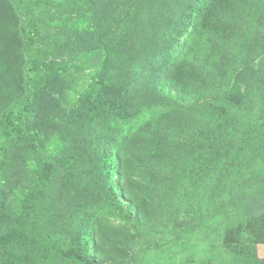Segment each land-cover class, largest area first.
I'll return each mask as SVG.
<instances>
[{
	"label": "trees",
	"instance_id": "16d2710c",
	"mask_svg": "<svg viewBox=\"0 0 264 264\" xmlns=\"http://www.w3.org/2000/svg\"><path fill=\"white\" fill-rule=\"evenodd\" d=\"M185 1L187 10H190L183 24L187 28L193 26L195 29L201 22L204 31L209 30L211 34L212 29L222 26L221 20L231 15L247 22L235 40L233 61L227 64L228 75H231L236 66L249 59L247 38L261 40L260 35L264 37V30H259L264 23V0ZM219 4L218 15L224 12L220 19L213 20L208 13ZM29 7L25 0H0L1 88L6 61L19 64V56L32 58L41 50L36 46V27ZM132 18L133 15L128 19L129 24L124 21L117 34L104 44H100L98 37L88 36L83 42H78L86 53L101 47L107 59L104 66L90 73L89 90L80 93L71 103V113L76 118L71 141L77 148L90 152L88 159H83L72 147L65 150L64 145L68 141L65 135L56 134L51 138L47 134V118L54 115L52 100L59 103L64 99H56L55 95L60 93L43 84L35 67L25 71V89L21 95L15 89L14 94L0 98V188L6 181L3 175L6 165L14 167L20 160L11 155L13 142L25 140L41 152L40 157L30 164L36 170L35 187L24 194L23 200L27 207L32 201H41L52 210L46 219L51 233L55 230L59 233L70 231L58 247L68 264H109L95 258L91 252L96 250L100 254L99 249H95V227L102 211L137 227L142 222L137 213L140 201L153 195L155 186L165 190L170 185L167 192L160 191L155 197L159 202L160 215L166 218L165 228L175 230L180 216L202 213L209 207L208 186L221 167L225 172L233 167L244 173L253 168L244 170L251 161L264 158V109L261 106L250 108L252 116L245 120L241 133L236 131L239 125L236 124L237 116L233 115L236 107L250 99V81L246 89L231 91L227 89L230 78L221 73L210 92L207 90L206 99L193 93V101L186 103L183 89L189 88L197 79L183 76L180 79L190 81L182 83L177 77L186 73L182 67L184 64L185 69L192 68L198 75L202 59H191L183 51L175 52L177 47L166 46V42H158L145 62L139 59L145 71L153 76L151 87L156 98L149 103L136 100L132 91L141 82L140 71L128 69L126 75L118 77L122 59L127 64L134 63L126 55L133 54L136 47H115L116 41L119 45L126 44L127 33L135 32ZM107 22L110 33L111 19ZM11 41H18L20 50L8 44ZM178 48L182 46L178 45ZM11 74L8 75L15 82L22 75ZM167 83L176 84L177 91H167ZM163 111L172 114L163 118ZM196 112L202 116H195ZM69 125L65 119L61 121L63 129ZM248 153L251 156L243 159ZM133 170L134 173L131 172ZM128 174L140 175V178ZM159 180L165 183L155 185ZM56 181L60 184L57 191L54 189ZM55 195L57 201L53 202ZM167 199L172 201L170 208L165 204ZM88 204L90 208H86ZM92 207H98L94 213L89 210ZM30 215L29 209L23 207L15 225L0 236L2 258L10 255L16 260L11 264L21 261L17 254L22 256L25 249L32 250L35 246L40 251L34 264L49 263L44 240L47 244L51 242L47 237L50 233L39 240L28 236L27 228L33 225V221L25 220H30ZM30 228L36 229L34 226ZM56 247L52 245L53 249Z\"/></svg>",
	"mask_w": 264,
	"mask_h": 264
},
{
	"label": "rangeland",
	"instance_id": "374dc122",
	"mask_svg": "<svg viewBox=\"0 0 264 264\" xmlns=\"http://www.w3.org/2000/svg\"><path fill=\"white\" fill-rule=\"evenodd\" d=\"M25 2L30 5V13L36 27V46L41 50L32 58L19 56V64H9V60L5 62L3 73L5 80L3 88L0 87V98L14 94L15 89L19 92L18 95H21V91L25 89L23 82L25 71L35 67L43 84L60 93L55 95L56 99L59 97L64 99L59 103L52 100L54 115L47 118V134L51 138L56 134L61 137L65 135L64 138L68 140L64 145L65 150L68 151L72 147L83 159H88L90 152L77 148L71 141L74 137L73 125L76 123V118L71 113L73 112L71 103L80 93L89 90L90 73L104 66L107 59L101 47L92 48V51L86 53L79 47V41L83 42L86 36L98 37L100 44H104L108 38L117 34L119 26L124 21L129 24L128 19L133 15L131 21L135 32L127 33L126 44L119 45L116 41L115 47L116 49L122 46L136 47L134 55H126L127 58H132L130 62L134 63H128V67L127 61L122 59L123 64L119 68L118 77L126 75L128 69H138L141 82L134 87L132 93L138 101L148 103L152 101L156 98L151 87L153 76L145 71L139 59L145 62L151 57L158 42H166V46L177 47L175 52L183 51V54L191 59H202L199 62L201 68L198 75L193 73L192 68L185 69L184 64L182 67L186 73L177 77L182 83L190 81L180 79L183 76L191 80L197 79L196 83H191L189 88L183 89V96L186 103H189L194 99L193 93L199 94L201 99H206L207 90L210 92L216 79L219 80V74L228 75L227 64L233 61L235 40L241 35L242 28L247 26L244 18L231 15L221 20L222 26L212 29L211 34L209 30L204 31L201 22L195 29L193 26L187 28L183 24L190 10H187L185 0H25ZM219 7L220 4L216 5V8L208 13L213 20L220 19L224 12L221 11L218 15ZM109 19L110 33L107 22ZM259 30H264V23ZM260 38L261 40L247 38V51L250 52L248 61L236 66L231 75H228L230 81L227 89L231 91L246 89L250 81L248 85L250 99L243 101L233 110V115L237 116L236 124L239 125L236 131L239 133L245 120L252 116L251 107L257 109V106H261L264 109V37L260 35ZM8 44L20 50L18 41H11ZM178 45L182 48H178ZM9 73H12L11 76L22 75L15 82L13 78L10 79ZM166 85L167 91H177L176 84ZM167 114L171 115L172 112L163 111L161 117L164 118ZM194 115L200 116L198 112ZM64 119L70 124L66 129L61 126ZM40 153L25 140L12 143L11 155L20 160L16 166L11 167L7 164L4 168L3 175L6 181L0 188V236L15 225L20 211L25 207L31 214V219L25 222L33 221V225L27 224L29 229L27 228L26 234L32 239L39 240L41 236L50 233L47 236L51 239L50 245L44 240L49 263L44 264H68L58 247L70 231L66 233L49 231L46 219L50 217L52 210L46 208L44 202L32 201L28 207L24 204V194L34 186L36 178V170L30 164L40 157ZM250 156L249 153L245 154L243 159L247 160ZM25 158L29 161L25 162ZM252 166L253 168L244 173L233 167L225 172L224 167H221V170L216 172L218 175L211 179L208 186L209 207L202 213L193 212L191 215L180 216L179 226H176L175 230L165 228L166 218L160 215L159 202L155 197L160 191L167 192L170 185L166 186L165 190L155 186L154 194L140 201L139 208L136 209L138 218L142 219L137 226L139 229L134 224L102 211L96 219L98 225L95 227V249H99L100 254H97L96 250H92V254L109 264H264V158H255L244 170ZM131 172L134 173L135 170ZM128 175L134 177V174ZM134 178L139 179L140 175ZM164 183L159 180L155 185ZM59 185V181H56L54 185L56 191ZM56 201L55 195L53 202ZM165 204L170 208L172 201L167 199ZM90 207L89 204L86 206ZM96 208L98 207L89 210L94 213ZM31 226L36 229L32 230ZM52 245H56V249H53ZM37 248L35 246L32 250L25 249L22 256L17 254L21 261L15 264H34V259H38L40 251L36 250ZM2 254L3 246L0 245V264H11L16 261L7 254L6 259H3Z\"/></svg>",
	"mask_w": 264,
	"mask_h": 264
}]
</instances>
